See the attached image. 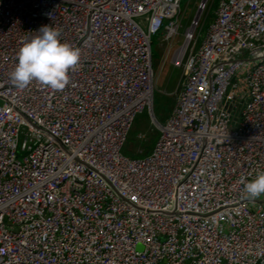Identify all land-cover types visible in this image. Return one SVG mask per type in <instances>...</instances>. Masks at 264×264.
Segmentation results:
<instances>
[{"label":"built area","instance_id":"2783aa9c","mask_svg":"<svg viewBox=\"0 0 264 264\" xmlns=\"http://www.w3.org/2000/svg\"><path fill=\"white\" fill-rule=\"evenodd\" d=\"M182 0H0V264H264V0H217L180 36ZM81 56L61 91L8 74L41 26ZM182 71L152 114L153 38ZM158 131L124 153L137 115ZM144 138V135H139Z\"/></svg>","mask_w":264,"mask_h":264},{"label":"clouds","instance_id":"9594fccd","mask_svg":"<svg viewBox=\"0 0 264 264\" xmlns=\"http://www.w3.org/2000/svg\"><path fill=\"white\" fill-rule=\"evenodd\" d=\"M61 33L52 26H41L36 35L22 41L16 53V65L8 78L19 90L37 82L45 88L61 91L70 84L69 72L80 61V50L61 42ZM246 199L255 200L264 194V171L248 180L241 178Z\"/></svg>","mask_w":264,"mask_h":264},{"label":"rangeland","instance_id":"374dc122","mask_svg":"<svg viewBox=\"0 0 264 264\" xmlns=\"http://www.w3.org/2000/svg\"><path fill=\"white\" fill-rule=\"evenodd\" d=\"M206 1V9L196 32V47H199L201 44L207 25L213 19L217 4V0ZM201 2L202 0H182L180 36L174 42L181 40V34L197 15ZM152 63L156 75L152 114L159 123H163L175 106L182 80V71L180 68L174 66L172 62V51H169V46L164 43L161 37L153 38ZM139 135H144V138H139ZM157 136V129L152 124L149 114L144 111L137 115L132 125L127 143L124 147V153L130 157H140L147 154L151 150Z\"/></svg>","mask_w":264,"mask_h":264},{"label":"trees","instance_id":"16d2710c","mask_svg":"<svg viewBox=\"0 0 264 264\" xmlns=\"http://www.w3.org/2000/svg\"><path fill=\"white\" fill-rule=\"evenodd\" d=\"M149 152H150V151H149ZM149 152H148V153H149ZM148 153H147V154H148ZM147 154H145V155H147ZM145 155H143V156H145ZM143 156H140V157H143Z\"/></svg>","mask_w":264,"mask_h":264}]
</instances>
